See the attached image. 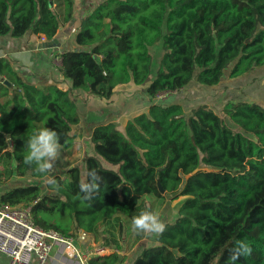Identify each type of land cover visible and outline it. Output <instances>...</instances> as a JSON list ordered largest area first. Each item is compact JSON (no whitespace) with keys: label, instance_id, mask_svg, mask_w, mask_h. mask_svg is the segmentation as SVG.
<instances>
[{"label":"trees","instance_id":"16d2710c","mask_svg":"<svg viewBox=\"0 0 264 264\" xmlns=\"http://www.w3.org/2000/svg\"><path fill=\"white\" fill-rule=\"evenodd\" d=\"M83 11L79 49L62 54L61 68L70 90L99 99L133 83L147 85L154 100L195 78L213 87L228 71L233 79L264 67V0H103ZM73 13L74 0H0V36L32 32L51 41ZM70 90L37 88L0 59V183L34 180L9 189L1 204L31 206L41 228L66 237L83 230L114 250L90 264H122L108 223L119 214L132 220L146 197H184L178 217L142 244L131 264H230L241 240L252 251L231 264H264V104L228 103L225 121L207 109L185 115L179 104L158 102L124 129L98 125L95 154L119 172L88 156L84 180L78 166L68 169V180L50 172L59 186L54 190L35 165L23 163L25 141L49 127L61 148L74 147L80 116ZM92 169L104 182L83 200L78 186Z\"/></svg>","mask_w":264,"mask_h":264},{"label":"crops","instance_id":"0c3cea01","mask_svg":"<svg viewBox=\"0 0 264 264\" xmlns=\"http://www.w3.org/2000/svg\"><path fill=\"white\" fill-rule=\"evenodd\" d=\"M89 4L91 0H74L73 17L67 23L61 22L56 35L59 46L41 48V44L47 40H43V36L32 32L20 38H14L11 35L0 36V59L8 60L24 82L37 88L57 87L70 90L72 83L64 77L56 57L62 56L64 52L79 49L75 35L83 10ZM254 71L233 79L228 77V71L221 83L213 87H207L195 78L186 88L178 92L162 93L154 100L147 93V85L137 86L133 83L116 87L111 98L107 100L90 96L82 90H70L80 116V123L74 127L76 139L73 154L80 158L75 166L81 169V162L83 161L82 164H84L86 158L95 153L92 152L93 146L90 148L89 143L91 144L92 134L98 125L114 123L124 129L134 117L146 113L153 103L179 104L184 109L185 115H190L199 109H207L223 119L225 115L223 110L228 103L246 101L245 95L248 94L251 84H254ZM24 179L26 178L14 177L6 183H0V198L9 189L25 184ZM90 235L95 239L93 234ZM142 244L147 245V242ZM95 245L94 249H102V252L96 255L93 252L91 259L113 251L111 248H99L96 239ZM78 246L85 253L84 249L87 247L79 244ZM135 258L136 256L122 264H131ZM0 264H10L9 258L1 253ZM47 264H79V262L69 259L63 253L62 247L56 246Z\"/></svg>","mask_w":264,"mask_h":264},{"label":"built area","instance_id":"2783aa9c","mask_svg":"<svg viewBox=\"0 0 264 264\" xmlns=\"http://www.w3.org/2000/svg\"><path fill=\"white\" fill-rule=\"evenodd\" d=\"M56 61L62 67V56L56 57ZM78 244L87 247L85 253ZM56 246H61L65 256L79 264H90L92 253L102 252L94 249L95 239L90 233L79 230L66 237L55 230H45L36 224L31 206L0 203V253L9 258L10 264H47Z\"/></svg>","mask_w":264,"mask_h":264},{"label":"rangeland","instance_id":"374dc122","mask_svg":"<svg viewBox=\"0 0 264 264\" xmlns=\"http://www.w3.org/2000/svg\"><path fill=\"white\" fill-rule=\"evenodd\" d=\"M93 4L99 3L103 0H91ZM56 6V5H55ZM59 8V7H58ZM61 13V9H59ZM160 53L155 50V61L158 62ZM254 84H251V87L249 88L248 94L246 93L245 97L246 101L253 100V101H259L260 103L264 104V67L257 68L254 71ZM261 86L259 87V85ZM241 87V86H240ZM225 115H223V120H225ZM226 121V120H225ZM235 129V128H234ZM89 146H93L92 152L94 153V145L89 143ZM74 147L70 150H65L60 147V150L58 152L57 159L54 161V166L51 171L52 175L59 174L65 178V180H68L67 171L70 167L75 166L76 163L79 161L80 158H77L73 154ZM92 156H96L97 159L100 161L102 167L104 169L113 170L115 172H119L120 166H114L107 162H105L103 159H101L99 156H97L95 153ZM83 158V157H82ZM83 162V161H82ZM81 162V172H82V179L84 180L86 177V163L82 164ZM24 183H32L34 180L31 178L24 179ZM184 197H180L176 200L171 199L170 197H165L164 199H158L153 196L146 197L143 201L140 203V211L143 210H150L157 214L161 220L166 222H172L178 217V210L181 206V204L184 201ZM106 230L109 232L110 235V242L111 244H115L117 247H119L120 251L122 252V256H124L125 262L130 261L135 256L138 255L139 251L141 252L140 245L142 243L152 242V237L155 234H146V233H137L132 230V224L131 220L126 218L125 216L119 214L117 217L108 223V226ZM99 248H109L106 246L105 242L103 240L99 239L97 240ZM110 254V253H106Z\"/></svg>","mask_w":264,"mask_h":264},{"label":"clouds","instance_id":"9594fccd","mask_svg":"<svg viewBox=\"0 0 264 264\" xmlns=\"http://www.w3.org/2000/svg\"><path fill=\"white\" fill-rule=\"evenodd\" d=\"M60 150L59 137L55 130L49 127L41 128L31 134L25 141V155L23 163L28 166L35 165V171L42 174L48 185L54 190H58V184L54 177L48 175L54 166ZM89 181L79 184V192L83 194V200L92 199L100 190L104 178L95 169L89 173ZM132 230L137 233L160 234L165 231L166 225L161 218L150 210H143L138 215H134L131 220ZM252 249L246 240L236 243V247L230 256V264L240 256H246Z\"/></svg>","mask_w":264,"mask_h":264},{"label":"water","instance_id":"95a60500","mask_svg":"<svg viewBox=\"0 0 264 264\" xmlns=\"http://www.w3.org/2000/svg\"><path fill=\"white\" fill-rule=\"evenodd\" d=\"M50 7H53V3L52 1L50 2ZM59 46L58 44V40L55 38L51 41H45L41 44V48H53V47H57ZM4 84H6L9 87H12L11 84H9V82L5 81ZM160 192L163 194L164 190L161 186H159Z\"/></svg>","mask_w":264,"mask_h":264}]
</instances>
